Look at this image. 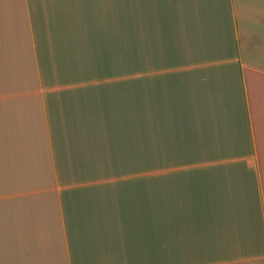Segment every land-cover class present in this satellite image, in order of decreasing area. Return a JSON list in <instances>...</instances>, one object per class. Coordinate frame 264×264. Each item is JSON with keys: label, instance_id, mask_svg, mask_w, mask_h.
Returning <instances> with one entry per match:
<instances>
[{"label": "crops", "instance_id": "0c3cea01", "mask_svg": "<svg viewBox=\"0 0 264 264\" xmlns=\"http://www.w3.org/2000/svg\"><path fill=\"white\" fill-rule=\"evenodd\" d=\"M0 264H264V0H0Z\"/></svg>", "mask_w": 264, "mask_h": 264}, {"label": "rangeland", "instance_id": "374dc122", "mask_svg": "<svg viewBox=\"0 0 264 264\" xmlns=\"http://www.w3.org/2000/svg\"><path fill=\"white\" fill-rule=\"evenodd\" d=\"M133 91H135V89H133ZM133 91H132V92H133ZM150 125H151V122H148V123L146 124V133L149 132V131L151 130ZM151 156H152L151 153H146V157H149V158H146V159H151Z\"/></svg>", "mask_w": 264, "mask_h": 264}]
</instances>
